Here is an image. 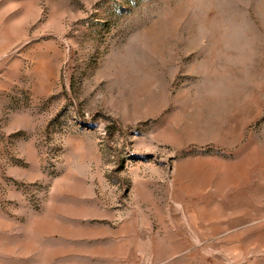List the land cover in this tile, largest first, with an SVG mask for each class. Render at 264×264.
I'll return each mask as SVG.
<instances>
[{"label": "rangeland", "instance_id": "1", "mask_svg": "<svg viewBox=\"0 0 264 264\" xmlns=\"http://www.w3.org/2000/svg\"><path fill=\"white\" fill-rule=\"evenodd\" d=\"M0 264H264V0H0Z\"/></svg>", "mask_w": 264, "mask_h": 264}]
</instances>
